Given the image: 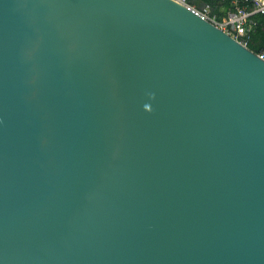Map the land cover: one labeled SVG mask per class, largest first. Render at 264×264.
<instances>
[{
	"label": "water",
	"instance_id": "95a60500",
	"mask_svg": "<svg viewBox=\"0 0 264 264\" xmlns=\"http://www.w3.org/2000/svg\"><path fill=\"white\" fill-rule=\"evenodd\" d=\"M0 264H264V60L174 0H0Z\"/></svg>",
	"mask_w": 264,
	"mask_h": 264
},
{
	"label": "built area",
	"instance_id": "2783aa9c",
	"mask_svg": "<svg viewBox=\"0 0 264 264\" xmlns=\"http://www.w3.org/2000/svg\"><path fill=\"white\" fill-rule=\"evenodd\" d=\"M174 1L189 6L198 15L211 21L249 49L252 37L262 26L264 0H219L223 5L219 13L214 12L210 4L199 7L190 0ZM252 51L264 60V47Z\"/></svg>",
	"mask_w": 264,
	"mask_h": 264
},
{
	"label": "trees",
	"instance_id": "16d2710c",
	"mask_svg": "<svg viewBox=\"0 0 264 264\" xmlns=\"http://www.w3.org/2000/svg\"><path fill=\"white\" fill-rule=\"evenodd\" d=\"M204 4H210L212 7H216L218 5L219 0H198ZM192 3V1L190 0ZM227 6V4H225ZM219 13V12H216ZM262 26L260 27L259 31L252 37L250 48L252 50L258 51L264 47V17L261 19Z\"/></svg>",
	"mask_w": 264,
	"mask_h": 264
},
{
	"label": "crops",
	"instance_id": "0c3cea01",
	"mask_svg": "<svg viewBox=\"0 0 264 264\" xmlns=\"http://www.w3.org/2000/svg\"><path fill=\"white\" fill-rule=\"evenodd\" d=\"M192 1V4H195L196 6H204L205 4L198 1V0H191ZM222 3L221 2H218V5L216 7H212L213 11L214 12H220L221 8H222Z\"/></svg>",
	"mask_w": 264,
	"mask_h": 264
}]
</instances>
